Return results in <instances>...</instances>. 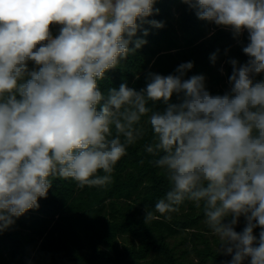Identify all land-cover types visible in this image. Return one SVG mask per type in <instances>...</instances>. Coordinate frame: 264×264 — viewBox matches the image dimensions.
I'll return each instance as SVG.
<instances>
[{"label":"clouds","instance_id":"1","mask_svg":"<svg viewBox=\"0 0 264 264\" xmlns=\"http://www.w3.org/2000/svg\"><path fill=\"white\" fill-rule=\"evenodd\" d=\"M155 2L0 0V231L39 207L50 177L80 188L110 183L127 147L144 136L147 116L153 142L145 151L171 185L155 211L202 201L230 264H264V80L254 79L264 74V0H183L201 20L248 31L249 59L230 61V92L210 94L203 75L184 79L187 62L176 75L150 73L139 91L122 83L102 93L105 73L147 42L133 39L140 25L164 26L147 20ZM53 24L61 26L55 37ZM149 102L166 108L152 111ZM152 216L147 210L146 220ZM240 216L247 223L238 233Z\"/></svg>","mask_w":264,"mask_h":264},{"label":"trees","instance_id":"2","mask_svg":"<svg viewBox=\"0 0 264 264\" xmlns=\"http://www.w3.org/2000/svg\"><path fill=\"white\" fill-rule=\"evenodd\" d=\"M154 9L158 12L147 20L164 26L140 25L133 39L147 42L105 73L98 82L102 93L118 89L122 83L139 91L146 87L150 73L176 75V69L187 62L193 67L184 79L203 75L210 94L230 92V61L236 60L239 66L249 59L243 52L249 42L248 31L236 35L230 27L201 20L183 0H156ZM60 27L50 25L53 37ZM129 47L135 48L134 43ZM35 67L29 62L30 69ZM254 79L264 80V74ZM181 99L182 94H174L171 103ZM148 107L163 112L166 105L149 102ZM147 119L141 120L144 136L127 147L126 155L113 168L110 183L80 188L70 178L50 177L52 186L46 198L38 199L39 207L13 217L14 223L0 231V264H230L232 255L221 251L219 237L204 224L202 201L198 206L186 199L176 206L177 211H155L156 202L171 185L153 163L158 157L145 151V145L153 142ZM147 210L153 216L146 220ZM231 219L228 216L224 222ZM246 223L240 216L234 230L242 232ZM260 231L259 227L253 231L257 239ZM124 237L130 243L122 245L119 239ZM177 237L189 243L198 263H189L177 254V245L172 242Z\"/></svg>","mask_w":264,"mask_h":264},{"label":"rangeland","instance_id":"3","mask_svg":"<svg viewBox=\"0 0 264 264\" xmlns=\"http://www.w3.org/2000/svg\"><path fill=\"white\" fill-rule=\"evenodd\" d=\"M204 223V222H203ZM204 224H206L205 226H207L208 224L206 223V221H205V223ZM189 233L190 232H192V231H194V230H187ZM188 233V234H189ZM184 235V234H183ZM182 235V236H183ZM181 236V235H180ZM120 240V242H121V244L122 245H124V244H128V243H130V239L129 238H120L119 239ZM172 241V240H171ZM173 243H175L176 245H177V254L179 255V256H181V257H184L185 258V261H187V262H189V263H191V262H194V263H198L199 262V260H198V258L194 255V254H191L190 253V245H189V243L188 242H184L183 243V241H181V238L180 237H177V238H175L173 241H172ZM183 243V244H182ZM190 247H189V246ZM244 264H250V260L249 259H246L245 261H244Z\"/></svg>","mask_w":264,"mask_h":264}]
</instances>
